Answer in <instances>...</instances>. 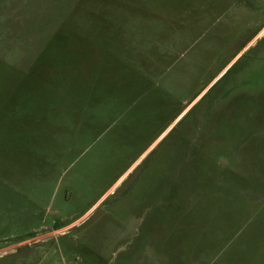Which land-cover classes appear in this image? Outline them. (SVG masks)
<instances>
[{
	"label": "rangeland",
	"instance_id": "374dc122",
	"mask_svg": "<svg viewBox=\"0 0 264 264\" xmlns=\"http://www.w3.org/2000/svg\"><path fill=\"white\" fill-rule=\"evenodd\" d=\"M264 0H0V264H264Z\"/></svg>",
	"mask_w": 264,
	"mask_h": 264
},
{
	"label": "crops",
	"instance_id": "0c3cea01",
	"mask_svg": "<svg viewBox=\"0 0 264 264\" xmlns=\"http://www.w3.org/2000/svg\"><path fill=\"white\" fill-rule=\"evenodd\" d=\"M261 32H264V27L259 31V34H261Z\"/></svg>",
	"mask_w": 264,
	"mask_h": 264
}]
</instances>
